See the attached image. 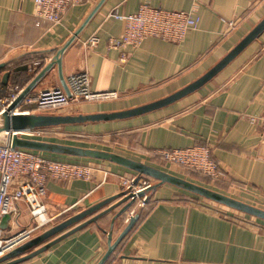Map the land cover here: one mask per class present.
I'll list each match as a JSON object with an SVG mask.
<instances>
[{"label": "crops", "instance_id": "crops-1", "mask_svg": "<svg viewBox=\"0 0 264 264\" xmlns=\"http://www.w3.org/2000/svg\"><path fill=\"white\" fill-rule=\"evenodd\" d=\"M98 2L86 0L72 6L60 23L52 25L35 16L34 0H0V74L3 77L9 73L8 83L2 82L3 89L13 84L28 86ZM142 3L191 12L197 25L180 42L148 36L137 47H111L110 39L121 36L124 30V21L117 15L136 13ZM263 18L264 0H104L62 53L61 66L55 63L29 94L61 85L62 76L66 82L71 75L86 74L92 92L115 95L45 114L88 115L148 104L201 77ZM92 37L97 38L94 44L90 43ZM263 113L264 30L211 80L168 105L122 119L35 127L37 133L18 136L113 152L264 209V121L259 118ZM3 140L0 135V143ZM186 148L207 149L222 174L214 178L171 164L160 155L163 149ZM28 150L54 160L102 166L112 172L104 176L96 171L88 180H49L43 198L48 221L36 227L28 241L109 201L18 255L50 244L15 264H96L107 250L108 233L112 232L114 242L130 218V211L120 214L126 203L119 204L121 176H143L152 184L157 182L109 160ZM148 196L146 206L138 209L135 225L107 261L264 264V219L170 183L159 185ZM112 206L95 221L78 227ZM8 214L0 220L3 237L35 226L24 201Z\"/></svg>", "mask_w": 264, "mask_h": 264}, {"label": "built area", "instance_id": "built-area-1", "mask_svg": "<svg viewBox=\"0 0 264 264\" xmlns=\"http://www.w3.org/2000/svg\"><path fill=\"white\" fill-rule=\"evenodd\" d=\"M86 0H34V14L50 24L62 21L67 11ZM117 17L124 21V30L121 36L111 38L109 45L114 48H125L128 45L137 47L148 36H155L165 40L180 42L187 31L195 28L197 18L191 12L182 10H167L142 3L139 10L133 14ZM233 26V22L228 23ZM97 42L96 37L90 43ZM69 93L62 85L50 87L32 95H26L13 109L10 106L23 92L24 87L13 84L3 89L0 74V115L7 112L12 115H35L53 112L95 98L109 97L110 94L92 92L86 74H74L66 79ZM264 121V113L259 117ZM253 121L256 118H252ZM35 127L22 131H9L8 134L37 133ZM163 160L184 168L202 171L214 178L222 174L218 164L209 158L205 148L163 149L160 151ZM96 171L103 172L104 176L112 174L98 165H83L72 162L54 160L39 152L21 147H12L8 142L0 143V220L10 212L17 210V203L24 201L36 223L33 228L22 229L9 237H3L0 230V257L14 248L28 241L36 227L45 224L46 207L43 198L46 195V183L49 180L90 179ZM152 185V180L140 177L121 176L122 191L133 193L139 199V206L144 208L146 194L139 197ZM141 199V201H140ZM131 215H134L132 210ZM125 264V263H113Z\"/></svg>", "mask_w": 264, "mask_h": 264}, {"label": "water", "instance_id": "water-1", "mask_svg": "<svg viewBox=\"0 0 264 264\" xmlns=\"http://www.w3.org/2000/svg\"><path fill=\"white\" fill-rule=\"evenodd\" d=\"M103 1L104 0H99V2L96 4L91 14L88 16L87 20L98 9V7L103 3ZM87 20H85V22L77 30V32H75L74 35H72L71 38H69V40H67V42H65V44L58 50L53 60L40 72V74L28 86L24 88L23 92L20 94L17 100H15L13 104L10 106V109H13L26 95L29 94V91L31 90L33 85L36 83V81L39 80L45 74V72L49 70L55 63H57L59 67L61 66L62 53L71 44L74 38L78 35V33L80 32L82 27L85 25ZM263 30H264V18L236 46H234V48H232L231 51L228 52V54H226V56H224L216 65H214L210 70H208L201 77L194 80L193 82L183 87L182 89L172 93L171 95H168L164 98L158 99L148 104H144L138 107H134V108L122 110V111L102 112V113L88 114V115L80 114V115H75V116L59 115V114H45V113L35 114V115H12L10 116L7 112H5L0 115V135L4 136V140L2 143L8 142L12 147H21V148L40 150V151H50V152H56V153H64V154H71V155H76V156L92 157V158H97V159L109 160L111 162L120 164L134 171H137L140 175H146V176H149L155 179L157 182L152 184L145 191L139 192L138 194L139 197L144 196L149 191L156 189L159 185L163 183H170L180 188H183L185 190H188L190 192H193L195 194H198L200 196H203L205 198H208L214 202L225 205L229 208L264 219V209H261L259 207L248 204L239 199L233 198L229 195L209 189L207 187H204L199 184L193 183L189 180H186L182 177L170 174L168 172H165L157 168L150 167L148 165L142 164L140 162H137L135 160L121 156L113 152H108V151L99 150V149L82 148V147H76V146H70V145H64V144L50 143V142H44V141H38V140L24 139V138L19 137L17 134H11V135L8 134L9 131H22V130H25L27 128H32V127H45V126L79 123V122H86V121H106V120L128 118V117L140 115L142 113H146V112L158 109L160 107H163L165 105H168L182 98L183 96L199 89L209 80H211L226 65H228L240 52H242L244 48H246L254 39H256L257 36ZM8 79H9V73L6 72L3 74L2 82L4 84H7ZM61 85L69 93L67 84L63 76L61 77ZM120 196H122V200L119 202V204L121 202H126L120 211V214H121L125 212L126 210H128L131 204L136 200L137 196L134 195L133 193L127 194L126 191H122L120 193ZM148 200H149V196L147 195L146 201ZM108 201L109 200L101 202L73 216L72 218L64 221L63 223L58 224L57 226L43 233L41 236L35 239H32L31 241H28L14 248L13 250L8 252L4 256L0 257V264H15V263L27 260L33 257L34 255L40 253L41 251L45 250L48 246H50V244H46L27 255L19 256L17 258L18 255L32 248L33 246H35L36 244H38L45 238H48L52 234L62 230L68 225L81 220L88 214L92 213L93 211L102 207L104 204L108 203ZM115 206L109 207L107 210H105L101 214L84 222L78 227L86 225L89 222L95 221L99 216L107 213ZM139 215L140 213L138 211L134 215L130 216L127 225L125 226L121 234L118 236V238L114 242H112V232L110 231L108 233L107 250L96 264H105L107 262L110 255L115 250L116 246L121 241V239L135 225L136 221L139 218ZM8 216L9 214H5L2 218L4 219Z\"/></svg>", "mask_w": 264, "mask_h": 264}, {"label": "rangeland", "instance_id": "rangeland-1", "mask_svg": "<svg viewBox=\"0 0 264 264\" xmlns=\"http://www.w3.org/2000/svg\"><path fill=\"white\" fill-rule=\"evenodd\" d=\"M55 111H57V110H55ZM55 111H53V112H55ZM146 195H148V193H147ZM140 201H141V199H140ZM254 205H255V204H254ZM255 206H258V205H255ZM258 207H261V206H258ZM139 208H141V207L139 206V199L136 198V200H135V201L131 204V206L128 208L127 212H129V211L131 212L132 210H134V214H135V213L138 212V209H139ZM127 212H126V213H127ZM130 215H131V213H130ZM125 218H127V217H124V219H125ZM128 219H129V218H128ZM113 263H114V262H113ZM113 263H112V264H113Z\"/></svg>", "mask_w": 264, "mask_h": 264}, {"label": "trees", "instance_id": "trees-1", "mask_svg": "<svg viewBox=\"0 0 264 264\" xmlns=\"http://www.w3.org/2000/svg\"><path fill=\"white\" fill-rule=\"evenodd\" d=\"M108 262H109V261H107L105 264H112V263H113V262H109V263H108Z\"/></svg>", "mask_w": 264, "mask_h": 264}]
</instances>
